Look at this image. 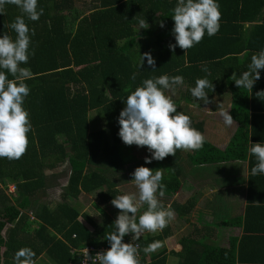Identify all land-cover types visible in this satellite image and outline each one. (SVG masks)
<instances>
[{
    "label": "trees",
    "instance_id": "16d2710c",
    "mask_svg": "<svg viewBox=\"0 0 264 264\" xmlns=\"http://www.w3.org/2000/svg\"><path fill=\"white\" fill-rule=\"evenodd\" d=\"M95 1L98 9L85 16H72L68 14L76 0H38V10L43 9L39 19L31 21L25 16L31 43L29 60L21 67L29 68L32 78L25 81L30 92L23 107L29 113L31 130L27 134V150L21 158L0 157L2 264H14L15 253L23 247L35 252V262L45 255L53 264L77 261L73 252L76 248L88 245L110 248L106 238L116 231L117 217L98 223L73 206L72 199L98 193L100 207L97 204L95 207L106 216L104 208L114 206L112 199L123 194L122 183L133 186L132 174L139 166L154 171L163 169L164 194L175 193L183 182H188L183 172L187 160L206 170L222 162L246 160L250 142L255 143L258 130L251 128L250 123L255 126L260 122V110L255 106L254 90L237 87L234 79L238 78L230 79L229 74L225 76L227 81L216 79L215 68H228L232 63L245 66L243 53L249 52L251 56L252 51L264 50V21L253 26L254 22L264 20V0H217L222 7L220 34L224 35L216 39L209 36L205 40L223 47L218 55L202 49L199 44L187 50L178 45L174 52L170 49L169 45L176 44L172 16L178 0ZM18 15L21 10L17 6L5 4L4 13L0 14V36L7 33L15 39L16 33L8 25ZM141 20L149 27L142 28ZM205 37H208L206 33L203 39ZM145 50L155 59V69L148 65L146 57L140 66V55ZM162 75L182 76L184 82L176 88L183 85L193 88L198 78L212 81L215 89L220 81L226 82L232 96L229 114L238 129L225 150H220L204 136V145L199 150H177L176 156L169 155L161 161L153 159L146 164L145 157L152 155L146 146L123 143L118 117L126 107V97L142 86L144 80ZM9 79H12L10 74ZM169 93L166 90V95ZM176 107L178 112L190 116L191 126L204 135V124L195 121L202 118L188 109ZM64 163L69 164L70 176L63 202L50 208L41 204L48 172ZM10 185L15 187L14 193L10 192ZM187 204L179 207L180 216L186 209H193L192 202ZM147 207V204L140 206L137 222ZM242 221L235 219L223 224L233 227L242 225ZM169 233L167 224L155 237L145 231L139 240H133L134 234L129 233L123 242L138 244L144 264H165L166 258L162 256L165 252L153 253L149 259V253L143 249L153 242L163 241ZM245 239L232 238L230 246L222 248L187 236L180 240L182 250L175 255L178 264L260 263L243 250Z\"/></svg>",
    "mask_w": 264,
    "mask_h": 264
},
{
    "label": "clouds",
    "instance_id": "9594fccd",
    "mask_svg": "<svg viewBox=\"0 0 264 264\" xmlns=\"http://www.w3.org/2000/svg\"><path fill=\"white\" fill-rule=\"evenodd\" d=\"M5 4L17 6L21 15L8 25L16 33L15 39L7 33L0 36V157L19 159L27 150V134L31 130L29 113L23 107L30 92L25 81L32 78L31 70L21 67L29 60L31 43L25 16L31 21H36L43 14V9L38 10V0H0V14L4 13ZM173 11L176 44L169 45L173 52L177 45L183 50L192 48L201 42L205 32L208 36H213L219 31L221 13L217 0H178ZM140 25L142 28L148 27L144 20L140 21ZM163 26L161 23V27ZM32 54L34 55V52ZM140 56V66L146 57L148 65L155 69L156 62L151 53L146 52ZM260 69H264V50L251 56L249 70L243 72L240 78L234 79L236 86L252 90L260 79ZM9 74L12 79H9ZM132 79H135V75ZM183 82V77L179 75L146 79L142 86L126 97V107L118 117L119 136L126 145L147 147L152 155L150 158L145 157L146 164H150L153 159L161 161L169 155L176 156L177 150L195 151L204 145L205 137L191 126L190 116L178 112L172 97L166 95V90L174 94L176 86ZM209 88L214 90L212 81L198 78L195 87L190 91L196 99L209 103L208 93L205 91ZM256 95H264V91ZM219 115L227 126L235 123L229 110L220 109ZM248 152L257 161L251 169V174H264V143L250 142ZM132 175V181L139 190L138 199L131 193L112 199V205L119 209L120 213L114 222L116 231L106 238L110 248L95 255L99 264H140L138 246L124 243L125 235L132 233V239L139 240L145 231L163 230L174 218L170 206L165 208L157 198V192L159 191V196L162 197L166 187L161 183L163 169L154 171L139 166ZM143 204L148 207L138 217L137 222L136 214ZM159 246V242H153L143 251L154 252ZM77 250L78 248L73 250L75 256ZM34 257L35 252L31 248L23 247L15 253L14 264H35Z\"/></svg>",
    "mask_w": 264,
    "mask_h": 264
},
{
    "label": "crops",
    "instance_id": "0c3cea01",
    "mask_svg": "<svg viewBox=\"0 0 264 264\" xmlns=\"http://www.w3.org/2000/svg\"><path fill=\"white\" fill-rule=\"evenodd\" d=\"M221 8L222 7L219 6V10H221ZM262 17L264 19V10ZM263 21L264 20L254 22L253 26ZM221 25L222 24H220L219 31L212 36L215 39L224 35L220 34L222 30ZM249 28L250 25L247 24L246 29L249 30ZM227 31L225 33H227ZM206 36H208L207 33ZM206 38L210 37L208 36L202 39L201 42L198 43L199 47L208 49V52L211 51L212 53H216V55L221 54L223 47L217 46V44H209L205 40ZM144 43H147V39H145ZM248 43L249 41L247 40V44ZM253 54L258 53L252 51L251 56ZM248 55L249 52L243 53L241 56L242 62L246 61L245 66L235 63L228 65V68L217 66L215 68L217 72L216 79L227 81L225 78L226 74H229L230 79L240 78L243 72L249 70L251 56ZM239 67L242 69L240 71H235ZM258 71L260 73V79L256 81L252 88L255 94H251L254 96L256 108L260 110L259 112L257 111L259 114L258 121L260 122L253 126L255 123L251 121L250 127L258 130L255 134V143H264V95H256V93L264 91V69ZM229 72L232 73L230 74ZM234 73L235 76H233ZM222 81L219 82V87L218 85L215 86L218 89L214 88L212 91L209 88L205 90L208 93L209 103H204L198 98L196 99L193 97L190 91L191 88H188L186 85L175 90L177 91L180 89L178 100L172 92L168 95L172 97L176 106L182 109L184 108L185 110L188 109L198 117L204 119V136L220 150H225L234 137L238 129V124L233 123L229 127L223 120H220L218 115H216L219 114L220 104L224 97L230 98L229 108L224 109L229 110V112L231 109L232 96L228 89V85L226 82L221 83ZM256 163V158L248 153V158L246 160L222 162L210 168H205L206 170H202L201 167H195L192 163L183 169L184 174L188 177V182L185 181L182 184V196L179 207L187 203V205H189V202L193 203V209H186L183 216H180V208L178 209L177 219L188 226H192V230L183 237L192 236L200 242L206 244L211 242L209 245L222 248H228L232 238L238 241L246 238L243 246L245 253L252 256L255 260H260V263L257 262L256 264H264V174L255 176L251 174V169ZM96 194V198L98 199L96 204L100 207L98 193ZM199 219L202 220L199 221ZM235 219H238V221L243 219V221L240 222L242 225L231 227L223 224L225 221H232ZM170 223L171 220L168 222L170 233L168 237L165 238L166 240L174 236ZM149 233L152 237L158 235L155 232ZM165 239L160 242H164ZM3 250L5 249L3 248L2 251ZM181 250L182 247L181 249L179 248L177 252H173L171 256L176 257L175 253ZM163 252L167 254L165 249L159 253ZM153 253L154 252L148 254L149 259L152 257Z\"/></svg>",
    "mask_w": 264,
    "mask_h": 264
},
{
    "label": "rangeland",
    "instance_id": "374dc122",
    "mask_svg": "<svg viewBox=\"0 0 264 264\" xmlns=\"http://www.w3.org/2000/svg\"><path fill=\"white\" fill-rule=\"evenodd\" d=\"M98 8H99V4H97V2L95 0H76V3L74 4L73 9L71 10V12H69L68 15H70V13H71L72 16H75L76 14L85 16V15L90 14L91 12H93V10H96ZM73 27L75 28V26H73ZM146 52H148V50L144 51V53H146ZM142 55H143V53H142ZM178 88H180V87H177L176 89H178ZM179 90L175 91V93H174V96L176 97L177 100H178ZM229 104H230V98L224 97L222 99V103L220 104L219 109L229 108ZM216 115L219 116L220 120H223L219 114H216ZM94 117H95V115H94ZM195 121L196 122L200 121L203 123L204 119H202V120L196 119ZM184 152H188V151H184ZM189 164H191V162L189 160H187V164H185L184 167L186 168V166H188ZM48 175H49V177L47 180V189L45 191V194L42 196L43 199L41 200V204H47V205H49L50 208H55L59 203L63 202L64 189H65V186H67L68 179L70 176L69 164L64 163L63 165H61L57 169H55L53 171H49ZM125 184L126 183L121 184V187H120L121 193H123V194H128V193L135 194L137 196V199H138L139 190L135 186V184H133L132 187H128V185H125ZM181 191H182V188L175 193H166L162 197L159 196V194L157 193V198L164 205V207L168 208L170 206L171 210L174 213V218L171 219V223H170V226L173 230L172 233H174V236L167 239V240L165 239L164 242H159L160 246L158 247V249L156 251H154V253H159L163 249H165L167 251V254H165V253L162 254V256H164L166 259L164 260V258H161L162 260H164L165 264H177L178 263L179 259L176 257H172L171 255L173 252H177L179 248L181 249V245L179 243L180 239L192 230V226H188L185 223H183L182 221L177 219V213H178V209H179V205H180V201H181V196H182ZM96 197H97L96 193L82 194L77 199H72L70 201V203L73 206L75 205V207H77L80 212L89 214L95 221H97L98 223H101V224H104L108 220H110L112 218H116L119 215L120 210L117 209L115 206H111V207H105L104 208V210L106 212V216H104L95 207V204L98 201V199ZM101 207H104V206L101 205ZM193 219H195V218H193ZM81 220H83V219H81ZM201 220L199 219V221H201ZM198 223H200V222H198ZM86 225L88 226V228H91L88 224H86ZM155 233L161 234V230H158ZM210 243L211 242H208V244H210ZM173 248H175V249H173ZM150 253H152V252H150ZM35 264H53V263L47 258V256L43 255L41 258H39L35 262Z\"/></svg>",
    "mask_w": 264,
    "mask_h": 264
},
{
    "label": "built area",
    "instance_id": "2783aa9c",
    "mask_svg": "<svg viewBox=\"0 0 264 264\" xmlns=\"http://www.w3.org/2000/svg\"><path fill=\"white\" fill-rule=\"evenodd\" d=\"M15 191V187L14 186H10V192L14 193ZM134 245H137L135 242H133ZM109 248L106 247H96V246H86L84 248L78 249L77 250V254L76 257L78 259V261H75V263H71V264H99V261L96 259V254L99 252H104L107 251ZM140 247L138 246V251H139ZM139 262L140 264H144L142 262V255L139 251Z\"/></svg>",
    "mask_w": 264,
    "mask_h": 264
}]
</instances>
